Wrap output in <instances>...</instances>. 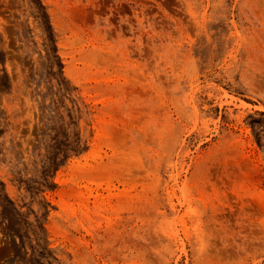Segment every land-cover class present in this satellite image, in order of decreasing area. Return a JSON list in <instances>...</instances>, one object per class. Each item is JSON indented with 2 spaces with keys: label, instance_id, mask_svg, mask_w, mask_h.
I'll return each mask as SVG.
<instances>
[{
  "label": "rangeland",
  "instance_id": "rangeland-1",
  "mask_svg": "<svg viewBox=\"0 0 264 264\" xmlns=\"http://www.w3.org/2000/svg\"><path fill=\"white\" fill-rule=\"evenodd\" d=\"M0 264H264V0H0Z\"/></svg>",
  "mask_w": 264,
  "mask_h": 264
}]
</instances>
